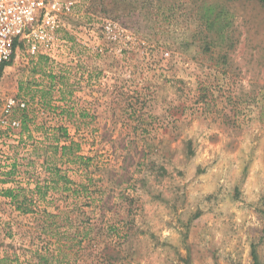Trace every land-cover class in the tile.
I'll return each mask as SVG.
<instances>
[{
    "label": "rangeland",
    "instance_id": "rangeland-1",
    "mask_svg": "<svg viewBox=\"0 0 264 264\" xmlns=\"http://www.w3.org/2000/svg\"><path fill=\"white\" fill-rule=\"evenodd\" d=\"M63 3L61 43H22L0 70V264H264V7ZM12 97L25 106L6 112ZM53 135L73 146L52 161L88 171L103 204L51 190L23 214L2 194L48 175Z\"/></svg>",
    "mask_w": 264,
    "mask_h": 264
},
{
    "label": "built area",
    "instance_id": "built-area-1",
    "mask_svg": "<svg viewBox=\"0 0 264 264\" xmlns=\"http://www.w3.org/2000/svg\"><path fill=\"white\" fill-rule=\"evenodd\" d=\"M63 0H0V70L3 64L12 59L22 43L40 46L45 53L61 43L57 33L62 27ZM37 52L36 47L28 50ZM24 101L11 98L6 112L11 108H23ZM12 128L20 122L16 119H3Z\"/></svg>",
    "mask_w": 264,
    "mask_h": 264
},
{
    "label": "trees",
    "instance_id": "trees-1",
    "mask_svg": "<svg viewBox=\"0 0 264 264\" xmlns=\"http://www.w3.org/2000/svg\"><path fill=\"white\" fill-rule=\"evenodd\" d=\"M256 3H258L261 7H264V0H253ZM213 23H211V25H208L209 27L212 26ZM213 40H215L214 36H210L209 42H213ZM205 43L206 45L209 43ZM7 62L5 64L2 65V67L4 65H6ZM1 67V68H2ZM27 124L26 119L23 118L22 121V127H25ZM50 129V130H49ZM48 131L46 132V136L45 139H50V137H48V133L49 132H53V131H59L61 133V136L66 138V130L63 127H59V128H51L49 127ZM59 136L53 135L51 137L52 140H50V142H54V143H48V145H45L44 147H46V152L48 151V149H53L51 150V155L49 157V155L47 156V158L45 157L44 160V166H45V171L48 173V175H46V177L44 179H42V181H36L35 183V188L34 189H24L21 187H17V189H12V188H6L2 191V194L6 197H9L11 199V203L15 206V209L17 211H19L20 213L26 214L29 213L30 211H32V206L35 204V202L37 200L40 201H48L47 199V194L49 191H53V190H59L61 193H65L67 192V196H72L73 198H76L75 201V205L78 204V202L82 201V203H86L89 206H100L101 203L103 202L102 198L100 197L102 195V191L99 189L96 191H94V193L96 192L97 195H99L98 197H94L93 196V191H91L90 187H92L93 185V179L91 177H89V173L88 171H85V181H81V182H75L73 180H71L65 173L64 171H62L59 167H57L56 163L53 162L52 160L54 159V157L56 156L57 153H60L59 155V159L61 160L63 158V155L66 154V151H70V149L73 146V142L70 140V142L68 144L63 143L62 145L59 143ZM67 139H65L66 141ZM87 157H83L81 155H76L74 154V156L72 157V159H76V160H85ZM68 159V158H67ZM25 191H29L30 195H25L24 193ZM125 193H123L124 196ZM128 196V195H127ZM100 204V205H99ZM103 204V203H102ZM40 214L43 216V222L48 224V226H54L55 222L53 219L56 217L55 214L50 213L49 211H47L44 208H42L41 210H39ZM111 217V216H110ZM110 217H106L105 219H103V228H107V230H111V233L113 234H117L119 236V234L122 232L124 235L127 234V229H123V223H119L120 220L118 222L114 221L113 219H111ZM96 223V221H95ZM85 236V235H83ZM84 237L80 236L79 241H82ZM116 242L114 243H108L105 247L114 245ZM101 255V253H99ZM97 257L100 259L101 257L99 255H97ZM44 264V263H43Z\"/></svg>",
    "mask_w": 264,
    "mask_h": 264
}]
</instances>
